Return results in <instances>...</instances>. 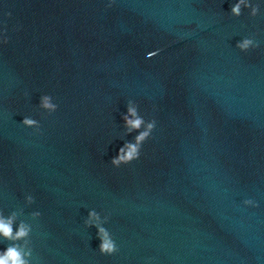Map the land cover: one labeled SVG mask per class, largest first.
Returning <instances> with one entry per match:
<instances>
[{
    "label": "water",
    "instance_id": "obj_1",
    "mask_svg": "<svg viewBox=\"0 0 264 264\" xmlns=\"http://www.w3.org/2000/svg\"><path fill=\"white\" fill-rule=\"evenodd\" d=\"M236 2L141 0L144 264H264V0Z\"/></svg>",
    "mask_w": 264,
    "mask_h": 264
},
{
    "label": "clouds",
    "instance_id": "obj_2",
    "mask_svg": "<svg viewBox=\"0 0 264 264\" xmlns=\"http://www.w3.org/2000/svg\"><path fill=\"white\" fill-rule=\"evenodd\" d=\"M242 9H250V15L252 17L257 16L260 11L259 5H253L250 0H237L231 8L232 16H241ZM4 15L10 18L12 14L11 12H7L4 13ZM7 31V21H0V44H7L9 42ZM236 47L242 52H247L251 48L258 47V43L253 38H244L237 43ZM155 54L156 53H149V56ZM39 107L51 114L57 110L58 105L53 102V98L50 95H43L40 98ZM123 120L126 129L125 135L133 131H138L142 127L144 130L138 131V135L135 136L133 142H125L124 145L119 148L118 154L110 161L111 165L117 168L139 159L142 145L150 138L156 127V121L150 120L146 122L144 118L138 114L137 107L133 106L131 102H129L127 114L123 116ZM22 124L25 127L33 128L37 131L40 129L39 122L30 117H24ZM25 200L27 205L34 203V197L31 195L26 196ZM244 204L256 206L255 202L250 199L245 200ZM22 214V209L11 212L7 217L0 212V238L10 242L6 250L0 251V264H30L31 262L32 248L30 246V235L32 232V225L24 220H19V223H16ZM40 215V212L35 211L31 213V218L36 220ZM107 219L106 217L105 222H107ZM84 223L87 227H95L97 229V237L100 240L98 248L100 254L112 255L118 251V247L111 233L103 226L100 215L95 210L89 211L88 218ZM14 224L17 225L15 230Z\"/></svg>",
    "mask_w": 264,
    "mask_h": 264
}]
</instances>
